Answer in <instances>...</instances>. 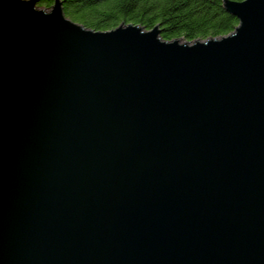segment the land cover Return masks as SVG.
<instances>
[{"label":"water","instance_id":"1","mask_svg":"<svg viewBox=\"0 0 264 264\" xmlns=\"http://www.w3.org/2000/svg\"><path fill=\"white\" fill-rule=\"evenodd\" d=\"M0 0V264H264V0L189 45Z\"/></svg>","mask_w":264,"mask_h":264},{"label":"trees","instance_id":"2","mask_svg":"<svg viewBox=\"0 0 264 264\" xmlns=\"http://www.w3.org/2000/svg\"><path fill=\"white\" fill-rule=\"evenodd\" d=\"M55 0L37 4L52 7ZM64 15L95 31L119 24H135L145 29L159 26L160 36L186 41L225 36L236 28L237 17L223 7L224 0H60ZM241 1V0H235Z\"/></svg>","mask_w":264,"mask_h":264},{"label":"rangeland","instance_id":"3","mask_svg":"<svg viewBox=\"0 0 264 264\" xmlns=\"http://www.w3.org/2000/svg\"><path fill=\"white\" fill-rule=\"evenodd\" d=\"M38 3V2H37ZM36 8L37 9H40V10H42V11H44L45 13H49V12H51V8L52 7H43V6H41V5H39V4H37V6H36ZM122 24V23H121ZM239 24V23H238ZM120 25V24H119ZM238 26V25H237ZM143 28V27H142ZM144 30H150V29H145V28H143ZM152 29V28H151ZM232 33V32H231ZM231 33H229V34H231ZM228 35V34H227ZM161 37V36H160ZM211 38H220V37H211ZM161 39H163L162 37H161ZM207 39H210V38H207ZM207 39H204V40H207ZM164 41H171V42H173V41H178L179 43H186V44H189V45H191V44H193V43H195L196 41H204V40H201V39H196V40H194V41H186V40H183L182 38H175V39H171V40H166V39H163Z\"/></svg>","mask_w":264,"mask_h":264}]
</instances>
